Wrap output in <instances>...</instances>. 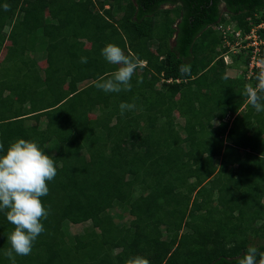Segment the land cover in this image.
I'll list each match as a JSON object with an SVG mask.
<instances>
[{"label": "trees", "instance_id": "1", "mask_svg": "<svg viewBox=\"0 0 264 264\" xmlns=\"http://www.w3.org/2000/svg\"><path fill=\"white\" fill-rule=\"evenodd\" d=\"M229 19L249 34L264 23V0H0V76L17 62L26 79L0 78V155L24 139L57 169L41 198L45 231L16 264H236L249 247L264 252L250 245L264 241V112L244 95L263 69L248 77L253 48L224 44L216 27ZM108 44L146 61L131 91L95 87L116 70L101 55ZM236 63L244 70L228 75ZM122 102L135 108L121 115ZM230 180L233 199L224 195ZM256 207L263 212L245 222ZM66 216L82 233L65 234ZM13 230L0 212V264H11Z\"/></svg>", "mask_w": 264, "mask_h": 264}, {"label": "clouds", "instance_id": "2", "mask_svg": "<svg viewBox=\"0 0 264 264\" xmlns=\"http://www.w3.org/2000/svg\"><path fill=\"white\" fill-rule=\"evenodd\" d=\"M10 8L8 3L3 5L4 11H9ZM101 55L108 64L116 66V70L109 73L107 78L101 76L95 87L105 93L131 91L132 77L146 61L131 52L125 54L123 49L114 44L106 45ZM80 62L87 63V58L81 57ZM258 63L263 69L256 77L258 83L256 87L251 84L245 85L244 92L247 102L257 113L264 112V59ZM179 72L181 76L190 75L191 65L182 64ZM140 82L142 81H138ZM134 108V103L122 102L119 105L121 115ZM3 150L4 145L0 143V152ZM56 175L55 160L42 151L35 142L18 139L11 143L5 154L0 155V212H4L7 221L14 226V230L8 236L10 247L4 253L11 264H16L17 256L30 255L34 242L44 233L42 221L47 219L49 210L44 207L41 198L48 195V182L53 181ZM125 264L150 262L144 257L136 256L127 260ZM236 264H264V252L249 247L247 252L238 258Z\"/></svg>", "mask_w": 264, "mask_h": 264}, {"label": "rangeland", "instance_id": "3", "mask_svg": "<svg viewBox=\"0 0 264 264\" xmlns=\"http://www.w3.org/2000/svg\"><path fill=\"white\" fill-rule=\"evenodd\" d=\"M105 8H108L107 6L105 7ZM234 22V21H233ZM122 27H124V25H122ZM7 45H9V43H7ZM89 45H86V47H88ZM235 48H237V47H235ZM235 48H233V51L234 52H237L236 50L237 49H235ZM4 52H5V49L2 51V53L0 54V60L1 59H3L4 58ZM224 63L227 65V64H231V58H230V56L228 55H225V57H224ZM251 63V65H253L254 66V64H255V61L254 60H250V62H249V64ZM236 66H237V69L236 70H227L226 72H227V74L228 75H234V76H237L238 77V75H239V73L241 72V71H243L244 70V65H243V63H236L235 64ZM40 66L42 67V68H45V67H47V65L45 64V62H42V63H40ZM29 68V67H28ZM240 71V72H239ZM6 71H1V76H0V78L2 79V74L3 73H5ZM249 75H248V77L249 76H251V73H252V69L250 68V66H249ZM24 75H25V70H24V68H20V66H19V63H17V62H14V64H12V68H11V70H9V71H7L6 72V77H9V78H11V80H7L8 81V83L11 85V83H13L14 82V80L16 79V80H20V81H24V80H26L25 78H24ZM254 75V74H253ZM252 75V76H253ZM7 83V84H8ZM12 87V86H11ZM64 88H65V90H68L69 88H70V86L68 85V84H66L65 86H64ZM36 98V97H35ZM97 114V113H96ZM175 115H176V117H178V115H179V112H177V113H175ZM90 117L91 118H93L94 117V115H93V112L90 114ZM180 123H182L181 121H180ZM257 127H259V126H256L255 127V129L257 128ZM262 128H263V131H264V124H263V126H261ZM101 145L103 144V143H100ZM99 144V145H100ZM44 146H46V147H49V144L48 145H44ZM242 157H244L243 155H242ZM241 157V158H242ZM243 159V158H242ZM244 160V159H243ZM215 163H217V158H215ZM234 169H235V167H234ZM234 174H235V172H234ZM234 178H235V176H234ZM233 179V178H232ZM229 180V179H228ZM222 182H223V180H222ZM224 183H226V185L228 186V187H231L232 188V190H230L229 192H227V191H224V195L227 197V198H231V199H233V196L235 195V193L237 192L235 189H234V187H235V183H234V181H232V180H230L229 182L228 181H225ZM237 186V185H236ZM75 187H76V190L78 191V192H81L82 191V189L79 187V186H77V184L75 185ZM214 197V201H216V198H217V195H214L213 196ZM254 200V199H253ZM261 202H263L264 203V201H262L261 200ZM164 206H166V204L163 202L162 203V207H164ZM214 209V208H213ZM256 210H247L246 211V217H245V222H247L248 221V213L250 214V215H256L257 213H261V212H263V210H260L259 208H255ZM211 211H212V209H210ZM217 210V213H219V212H224L223 210H221V209H216ZM111 213H112V215H113V217L116 219V220H118V219H121L122 218V216H121V213H120V211H118L117 210V208H116V210L114 209V210H112L111 211ZM213 213V212H212ZM226 214H228L227 212H226ZM215 215V214H214ZM217 215V214H216ZM229 215V214H228ZM217 216H219V215H217ZM66 218V220H65V222H64V227H65V234H80V233H82V230H83V227H84V225L83 224H81V223H76V222H74V221H72L70 218H68L67 216L65 217ZM203 222H205V221H203ZM260 223V220H256L255 221V223H254V225L256 226V225H258ZM88 225H93L94 227H97L98 225H99V222L98 221H95V220H93V221H90L89 223H88ZM260 244H264V241H262V239H259V238H257V239H254L253 237H250V245H252V246H257V245H260Z\"/></svg>", "mask_w": 264, "mask_h": 264}, {"label": "built area", "instance_id": "4", "mask_svg": "<svg viewBox=\"0 0 264 264\" xmlns=\"http://www.w3.org/2000/svg\"><path fill=\"white\" fill-rule=\"evenodd\" d=\"M216 29L221 32L223 42L225 45L230 47V52L235 53L233 51V48H235V46H238L239 48H253V55L251 57V60H254L255 64L254 66L251 65V63L249 64L251 69L255 67L260 68V66H262L258 63L259 60L256 59V54L260 51V45H264V39L260 38V36L257 34V31L262 29L264 30V23L258 25L255 29H252L247 35H244L241 30L237 28L236 23L231 21L230 19L227 20L224 24L216 27ZM231 36L236 38L235 44H230L228 38ZM245 41L247 42V44L245 46H242V42Z\"/></svg>", "mask_w": 264, "mask_h": 264}, {"label": "crops", "instance_id": "5", "mask_svg": "<svg viewBox=\"0 0 264 264\" xmlns=\"http://www.w3.org/2000/svg\"><path fill=\"white\" fill-rule=\"evenodd\" d=\"M108 7V6H107ZM42 61H43V59H41ZM41 60H38V64H40V63H42V61ZM261 139H264V134H262L261 135V137H260ZM242 156V155H241ZM219 163H220V158H217V165H219ZM263 201V200H262ZM264 203L263 202H261V205H263Z\"/></svg>", "mask_w": 264, "mask_h": 264}]
</instances>
